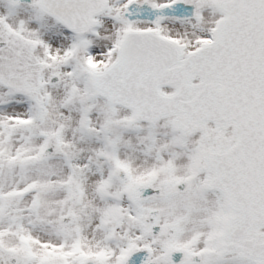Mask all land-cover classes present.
Wrapping results in <instances>:
<instances>
[{
  "label": "snow or ice",
  "instance_id": "1",
  "mask_svg": "<svg viewBox=\"0 0 264 264\" xmlns=\"http://www.w3.org/2000/svg\"><path fill=\"white\" fill-rule=\"evenodd\" d=\"M0 264H264V0H0Z\"/></svg>",
  "mask_w": 264,
  "mask_h": 264
}]
</instances>
